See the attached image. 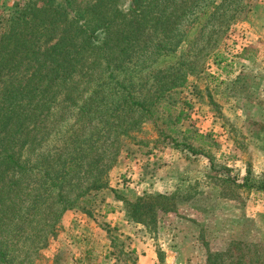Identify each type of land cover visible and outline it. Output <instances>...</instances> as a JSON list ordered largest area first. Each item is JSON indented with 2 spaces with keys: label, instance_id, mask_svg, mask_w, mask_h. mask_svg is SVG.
<instances>
[{
  "label": "rangeland",
  "instance_id": "obj_1",
  "mask_svg": "<svg viewBox=\"0 0 264 264\" xmlns=\"http://www.w3.org/2000/svg\"><path fill=\"white\" fill-rule=\"evenodd\" d=\"M129 1L119 0L118 6L126 11ZM193 3L210 5L211 10L193 46L183 43L156 59L144 50L139 60L114 71L119 84L136 82L140 97L149 84L170 82L165 104L172 117L181 114L180 121L168 122L161 108L153 118L123 109L116 121L122 123L110 131V157L95 154L93 174L101 164L110 165L108 186L89 192L69 209L53 203L58 189H50L46 204L38 205L16 236L15 222L44 189V181L40 173L22 176L16 184L2 181L0 248H7L6 264H99L86 252L91 245L88 232L94 229L100 232L94 238L102 237L97 249L108 246L112 264H137L131 249L139 242L157 252L166 249L163 264H204L207 250L228 251V264H264V190L256 189L264 185V0ZM34 4L40 0H0V35L22 11L31 16ZM100 71L98 66L78 67L72 78L52 88L46 98L49 109L36 132L40 143L26 148L23 157L38 158L59 147L57 157L64 159L67 150L61 148L68 139L83 138L101 126L109 117L102 114L115 107L124 92L115 83L103 82ZM80 106L87 108L82 116ZM161 130L167 137L159 135ZM165 188L185 199L179 204L180 216L159 213L162 234L158 228L137 225L115 229L105 219L108 213L124 212L115 194L132 199ZM77 226L87 227L86 235L71 230Z\"/></svg>",
  "mask_w": 264,
  "mask_h": 264
},
{
  "label": "trees",
  "instance_id": "obj_2",
  "mask_svg": "<svg viewBox=\"0 0 264 264\" xmlns=\"http://www.w3.org/2000/svg\"><path fill=\"white\" fill-rule=\"evenodd\" d=\"M193 1L130 0L124 11L118 6L119 0H89L85 4L77 0H40L38 6L32 5L31 16L26 17V11H22L11 29L1 33L0 183L7 179L16 184L20 177L38 176V173L40 181H44L41 184L44 189L33 198L18 223L15 222L14 236L30 220L38 205L45 202L50 189H58L53 203L69 209L76 207L89 192L108 186L105 176L110 165L101 164L93 174L95 154L100 159L110 157L114 145L110 131L112 126L117 128L122 123L116 121L123 109L138 113L139 117L153 118L161 108L167 112L168 122L180 121L181 114L172 117L165 104L172 89L170 82L149 84L145 96L140 97L136 95V82L119 84L114 71L139 60L138 55L142 56L144 50L154 53L156 59L172 54L183 43L193 46L211 13L210 5L198 7ZM86 65L100 67L103 82L115 83L124 92L123 97L102 114L109 117L99 119L102 124L97 130L83 138L68 139L61 148V151L67 150L64 159L57 157L59 147L49 148L38 158L23 157L26 148L40 143L36 132L41 116L49 109L46 98L52 88L68 81L78 72V67ZM146 82L141 87L146 88ZM86 110L79 107L81 116ZM159 135L167 137L163 130ZM100 143L104 146L99 147ZM183 145L193 153L198 152L189 144ZM46 163L50 164L44 166ZM246 183L242 185L249 186ZM3 189L1 183L0 203L5 195ZM256 189L264 190V185ZM115 198L122 201L125 218L130 223L154 231L159 213L175 212L185 199L179 198L175 191L143 194L132 199L115 194ZM227 252L207 250L204 264H228L224 259ZM157 257L159 264H163V252L158 251ZM7 260V248L3 246L0 264H6Z\"/></svg>",
  "mask_w": 264,
  "mask_h": 264
},
{
  "label": "crops",
  "instance_id": "obj_3",
  "mask_svg": "<svg viewBox=\"0 0 264 264\" xmlns=\"http://www.w3.org/2000/svg\"><path fill=\"white\" fill-rule=\"evenodd\" d=\"M158 193H166V194H170L171 191L168 188L163 189L162 191L159 190ZM181 206H178L177 210L175 212H169L171 215H176V216H180L179 215V211ZM115 213H108L107 217L105 218L106 220H108V223L110 224V226L112 228H119L120 230H124V229H129L130 227L134 228L136 227L137 224H132L130 223L124 216V212L121 211H114ZM73 216H75L76 218L79 217L80 215L78 214V212H72ZM168 213V214H169ZM72 215V214H71ZM69 216V215H66ZM83 225V224H82ZM74 226V225H73ZM139 227H142V225H137ZM157 228L159 229V233H163V227L161 225V222L158 221L157 224ZM72 231H78L79 233H84L83 235H86V233L88 232V228L84 227V226H77L76 228L71 229ZM81 231V232H80ZM92 231H94L95 233H92ZM102 231V230H101ZM100 232L96 231V229L94 230H89L88 234L91 235L90 240H91V245L89 246L88 250L86 251L87 253L91 252V257L94 261L98 262L99 264H112L113 261L115 260L114 257H112L111 252L108 246H105L102 248L101 246V250L97 249V243L99 241L102 240V237H99V241L96 238H94L95 235L99 234ZM96 240V242L94 243L93 240ZM101 239V240H100ZM84 240V239H83ZM85 240H87V242H89V239L86 238ZM106 241V240H105ZM108 241V240H107ZM102 242V241H101ZM93 245V246H92ZM104 245V242H103ZM131 251H133L136 255H137V264H159V260L157 257V251L155 249L152 248V246H148V244H143L142 242H139V244L137 243L136 245V250L134 248L131 249ZM161 251H165V253L167 252V250H162ZM96 257L97 260H95ZM100 258H103V261H101ZM165 261V260H164ZM168 263V261H167Z\"/></svg>",
  "mask_w": 264,
  "mask_h": 264
}]
</instances>
